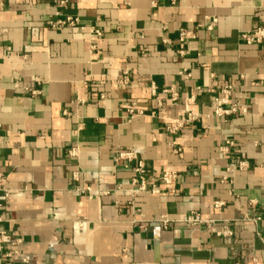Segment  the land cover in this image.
Listing matches in <instances>:
<instances>
[{
  "label": "crops",
  "instance_id": "crops-1",
  "mask_svg": "<svg viewBox=\"0 0 264 264\" xmlns=\"http://www.w3.org/2000/svg\"><path fill=\"white\" fill-rule=\"evenodd\" d=\"M57 12L86 28H51ZM260 28L264 0H0V233L19 241L0 264H264V39L244 37ZM228 82L249 109L221 119L207 88Z\"/></svg>",
  "mask_w": 264,
  "mask_h": 264
},
{
  "label": "built area",
  "instance_id": "built-area-1",
  "mask_svg": "<svg viewBox=\"0 0 264 264\" xmlns=\"http://www.w3.org/2000/svg\"><path fill=\"white\" fill-rule=\"evenodd\" d=\"M65 2V1H63ZM48 25L51 28H61L65 26H77L80 27L81 29H85V25H82L80 22V19L78 17H74L71 15L64 16L62 13L57 12L54 16H52L49 21ZM91 34L93 36H101V31L96 28L91 29ZM181 40L186 39V33L184 30L181 31ZM244 37L247 39L248 42L252 41H257L260 42L264 39V28L257 29L253 35H244ZM188 75V74H186ZM122 83L127 84L129 83V75L128 73H124L122 77ZM235 91V86L232 83H225L222 85H211L208 86L207 92L213 95V102H212V113L214 116L221 118V119H228L231 116L234 115H239V114H245L248 112V105L245 103L243 100H236L232 101L231 97ZM152 95H157L158 93H169L171 95V99L173 104H176L179 98V94L177 92V89L174 87L170 88H164L161 91L157 89L156 86L153 85L152 87ZM195 96H191L190 98V103H194ZM125 112L128 116L134 117L137 115H145L147 114L146 109L138 106L136 103H130L127 105L125 108ZM186 117L185 119H172L171 117H164L163 118V123L165 126V129L167 132L174 134L177 133L179 130H181L187 123H190L192 121H195L198 119V115L195 114L192 110L187 109L185 111ZM151 116H156V112L152 111L150 113ZM232 145V142H226L224 145H221V150L224 152H227L228 148ZM180 150V149H179ZM133 157V152L132 151H125V150H120L117 152L116 155V160H130ZM248 165V162L246 160H240L235 165L232 167L228 168V172H234L235 170H243L246 166ZM134 172L136 175L132 178L131 181V188L130 191L132 195L135 197L141 192L147 191L148 190V184L145 178V167L142 162L138 164L134 168ZM176 179V174L174 172H164L161 176V180L166 183L171 185L174 180ZM4 183H5V177L3 174L0 173V192H3L1 195V199H5L8 196V193L6 189L4 188ZM87 190H90V188H87ZM152 191L156 192L155 189H152ZM216 207L221 208L224 205V202L222 201H217L215 203ZM185 221L189 223H211L212 221L206 220L200 216L199 213H192L191 215L187 216L184 218ZM161 222L166 226L170 220L166 217L163 216L161 219ZM218 234H225L227 235L228 232H218ZM18 240L12 239V237L5 233L1 232L0 233V251L3 250L4 245H15L18 244ZM18 253V251H13V252H8L4 255L7 259H11L14 254ZM24 262H26V259H22Z\"/></svg>",
  "mask_w": 264,
  "mask_h": 264
}]
</instances>
